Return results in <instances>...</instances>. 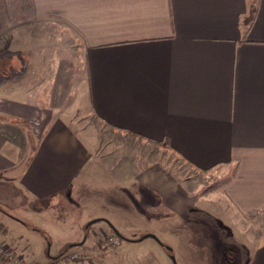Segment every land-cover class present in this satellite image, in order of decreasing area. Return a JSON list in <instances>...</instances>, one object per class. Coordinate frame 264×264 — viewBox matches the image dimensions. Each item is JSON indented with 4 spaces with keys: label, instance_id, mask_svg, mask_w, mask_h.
Segmentation results:
<instances>
[{
    "label": "crops",
    "instance_id": "obj_1",
    "mask_svg": "<svg viewBox=\"0 0 264 264\" xmlns=\"http://www.w3.org/2000/svg\"><path fill=\"white\" fill-rule=\"evenodd\" d=\"M15 1L21 25L0 0V245L34 263L53 244L32 228L61 246L92 220L108 223L91 239L157 234L136 226L152 219L217 264L194 237L202 207L239 264H264V0ZM32 22L58 34L34 41ZM172 163L226 176L222 192L194 200Z\"/></svg>",
    "mask_w": 264,
    "mask_h": 264
},
{
    "label": "rangeland",
    "instance_id": "obj_2",
    "mask_svg": "<svg viewBox=\"0 0 264 264\" xmlns=\"http://www.w3.org/2000/svg\"><path fill=\"white\" fill-rule=\"evenodd\" d=\"M7 5L10 10L8 20L13 23H20L21 25L22 22L20 21L23 17L20 13L21 8L19 2H16L15 0H9ZM28 24L29 23L23 26L27 27V32L32 33L34 41L40 39H43L45 41L47 37H49L50 41H53V36L58 34V31H55L54 27L42 26L40 24H37L36 22H32L31 26H28ZM62 43V48H69V46L67 45V40L64 39ZM75 119L77 120V122L80 121V124H83V126H90L97 130L100 129L103 132L105 130L102 129L103 127L100 122L93 115H91V113L86 112V110L78 111ZM111 142L116 146L123 144L135 147V144L131 143L130 140L118 139V137L112 139ZM169 166L173 168L171 171L172 173L185 181L186 184L191 185L194 191L198 190V194H194V200L200 199V197L204 195L211 196V193L215 194L216 192H222L223 184L226 182V176H221L216 173L191 175V172L189 173V171L181 168L176 163H172V166ZM190 210L201 212L198 213L199 215L197 216H199V218H202L201 220H199L202 226L199 225L200 228L198 234H196L194 237L197 238L203 236L204 238H206L205 235L211 236L215 240L214 243H211L210 239H208V241L209 244L214 247V252L217 251V248L219 247V253L217 252V254H221V252H223L224 250H226L229 254L231 253L230 257H226L224 262L223 260H219L217 261V264H239V254L236 249L228 244H223L227 242V238L231 233L228 234V232L225 231L223 233L217 228L214 229L213 226L215 224L218 225V228L225 227L222 224L218 223L216 220L207 219L209 217H207V215L205 214H202L203 212H205L204 208L190 207ZM65 212L66 211H64V213ZM88 223L89 222L81 227L82 229H84L85 227L88 229L82 230L78 238L75 237L74 239H72V241L76 240L74 241L75 247L73 246L72 249L68 248V245L71 243L67 242L65 244H62L61 246H56L57 239H60L62 235L59 233L55 234L49 227L47 228V226H44V229H46V231H48L50 235L52 234V237H50V242L53 244V248H51V250L49 249L50 258H48V256L46 255L47 249H45L44 255H42L41 259L35 261L34 263H27V261L24 260L21 256V254L23 255L24 252L22 253L21 251L11 249L10 247L6 246V248L11 252V258L0 257V264H173L170 258V254L168 253L166 248L162 247L156 240L148 238L139 243H127V241L121 240L119 237L114 236V233L108 235H98L94 238L92 237L91 239L90 233L95 230L94 227L98 224L96 223L87 227ZM152 224H154V222L151 219L148 220L146 224H136V226L142 229L144 225H147L146 229H152L151 231H155V233H157L155 234L157 238L162 243L170 246L173 249V254L176 258L177 264H204V262L201 261V255L198 251L187 250L183 248V242H181V240H173L176 239L178 235H172L171 238L169 235L171 233L168 234V238L162 236V232L160 231L170 230L169 228L167 229L165 227H162V229H158L157 226L156 228H154L155 226H153ZM134 231L137 232V228ZM144 235L146 234H130L123 236L127 239L135 241L142 238ZM84 237L89 238V240H87L88 242L85 245L86 247L78 248L77 243L81 242ZM161 238L163 240H161ZM61 243H63V241H61ZM169 243H172V246Z\"/></svg>",
    "mask_w": 264,
    "mask_h": 264
},
{
    "label": "trees",
    "instance_id": "obj_3",
    "mask_svg": "<svg viewBox=\"0 0 264 264\" xmlns=\"http://www.w3.org/2000/svg\"><path fill=\"white\" fill-rule=\"evenodd\" d=\"M24 2H25L24 7L27 8L26 10H28V8H29V2H28V0H24ZM0 11H1V10H0ZM0 18H1V12H0ZM100 222H103V220H101ZM95 224H96V223H95ZM85 229H88V228L85 227ZM112 229H113L114 236L119 237L121 240H123L122 237H124V236H123L122 234H120L119 232H117L114 228H112ZM32 230H33V231H36V232H38V233H40V234L45 238V240H46V242H47L48 245L51 244L49 237H48L44 232H42L41 230L36 229V228H32ZM223 244H224V243H223ZM73 246H74V245L69 244V245H68V248L72 249ZM165 246H166V244L163 243V246H162V247H165ZM74 247H75V246H74ZM224 248H225V247H224ZM217 252L219 253V247L217 248V251H215L216 255L218 256L217 261L222 260L223 256H224L225 259H226V257L229 258L230 255H231V253H230V254L227 253L226 250H224L223 252H221V254H217ZM168 253L170 254V256H171V255H174V254H173V250H172L171 252L168 251ZM225 262H226V261H225ZM217 263H218V262H217Z\"/></svg>",
    "mask_w": 264,
    "mask_h": 264
},
{
    "label": "water",
    "instance_id": "obj_4",
    "mask_svg": "<svg viewBox=\"0 0 264 264\" xmlns=\"http://www.w3.org/2000/svg\"><path fill=\"white\" fill-rule=\"evenodd\" d=\"M100 221H101V219L92 220V221H90L88 223L87 227H89L90 225H93L95 223H98ZM103 221L107 222L106 220H103ZM122 238H123L124 241H127V242H142V241H144V240H146L148 238H151L153 240H156L161 246H163V243L157 238V236L155 234H146L142 238H140L138 240H135V241L127 239L126 237H122ZM164 248H166V250L169 251V252H171L173 250L170 246H167V245ZM170 258H171L173 264H177L176 258H175L174 255H171Z\"/></svg>",
    "mask_w": 264,
    "mask_h": 264
},
{
    "label": "built area",
    "instance_id": "obj_5",
    "mask_svg": "<svg viewBox=\"0 0 264 264\" xmlns=\"http://www.w3.org/2000/svg\"><path fill=\"white\" fill-rule=\"evenodd\" d=\"M0 257L11 258V252L4 245H0Z\"/></svg>",
    "mask_w": 264,
    "mask_h": 264
}]
</instances>
